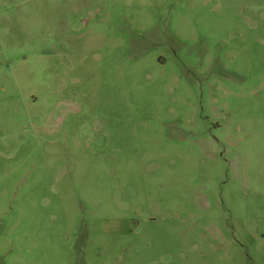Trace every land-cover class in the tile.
<instances>
[{
  "label": "rangeland",
  "instance_id": "374dc122",
  "mask_svg": "<svg viewBox=\"0 0 264 264\" xmlns=\"http://www.w3.org/2000/svg\"><path fill=\"white\" fill-rule=\"evenodd\" d=\"M0 264H264V0H0Z\"/></svg>",
  "mask_w": 264,
  "mask_h": 264
}]
</instances>
